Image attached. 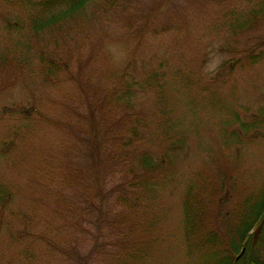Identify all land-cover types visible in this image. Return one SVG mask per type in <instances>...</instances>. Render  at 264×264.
<instances>
[{
	"label": "rangeland",
	"instance_id": "1",
	"mask_svg": "<svg viewBox=\"0 0 264 264\" xmlns=\"http://www.w3.org/2000/svg\"><path fill=\"white\" fill-rule=\"evenodd\" d=\"M9 10L0 0V264L207 262L184 236L191 173L233 175L231 202L264 187V0H129L39 43ZM51 59L69 65L46 79ZM143 156L168 163L146 174Z\"/></svg>",
	"mask_w": 264,
	"mask_h": 264
},
{
	"label": "trees",
	"instance_id": "2",
	"mask_svg": "<svg viewBox=\"0 0 264 264\" xmlns=\"http://www.w3.org/2000/svg\"><path fill=\"white\" fill-rule=\"evenodd\" d=\"M1 1L11 9L9 10L10 12H15L12 13L15 14L17 18H19V15L17 14L18 11L23 14L24 20L29 22V25H27L29 33L35 36L34 38L37 39L38 43L41 39H44V36L48 33H52L54 36L57 33L63 34L65 31H71L72 27H70V25L65 27V25H68L69 21L75 19L77 16L78 18L89 16L87 11L98 13L101 16H104V14H112L116 11L123 13L125 12L126 4L129 3V0ZM119 2H122V5H120ZM92 5H94V7ZM88 6L92 7L87 9ZM260 15L261 17H264L263 11L260 12ZM16 17L13 20H3V25L6 30H22L19 24H13L14 21H16ZM129 28L132 30L131 26ZM162 31H167V28H163ZM54 45H56V43H54ZM45 55V53L43 55V51L38 55V60L40 59L39 62H42L43 65L45 59H42V56L45 57ZM9 60L10 59H8V62ZM58 61L60 62V60ZM8 62L6 63L5 60H0V68H2L3 65H8ZM68 65L69 63L67 61V63L63 64V67H57L55 60L51 59V62L48 61L46 66H44L45 69L41 67L40 71L43 72L46 70L45 78L49 79L55 72L54 70L61 71L62 68H66L65 66ZM66 71L67 69L63 70V72ZM105 98L106 97L103 96L98 99L100 100L98 106H96L95 103V112H98L100 115L98 117L99 122L106 121L104 118L105 110H103L105 108L103 107H107V103L105 106H102V109L99 108ZM100 118L103 119L100 120ZM65 120L68 123L66 127L71 129L66 132L64 131V137L69 138L72 133L78 135L77 133L79 130L77 129L76 133L75 129H72L75 124L68 121V119ZM107 126L112 128L111 125ZM80 127L82 128L81 125ZM80 141L83 142L81 139ZM90 142L92 143V145L88 144L90 157H95L96 165H99L100 156L105 153L103 143L101 146L97 138H94L93 136L91 137ZM120 142L121 139L117 138L115 133L114 135H111L110 143L106 145L108 156L111 157L112 155L111 148L113 152L114 148L122 146V143L119 145ZM168 147V151H170L169 153H177L176 151L179 147V143H173ZM111 159H113V157ZM165 163H168L165 158L160 159L157 162L152 158L143 156L138 164L140 168H142V171H145L147 174V172L156 171ZM62 177H64V180L59 178L60 184L63 186L65 184L67 185V188H70L72 186V181L67 180L66 173ZM56 181L58 182V179ZM56 181L53 184L54 186L57 184ZM139 184L143 185L141 187L144 189L149 190L153 185V182L140 181ZM236 187L237 183L234 180L233 175L227 177L222 173H217L208 174L207 176L202 177L199 173H191L189 183L185 188L182 198V206L185 216L184 236L186 238L189 256L197 253L206 257L208 261L204 264H264V251L260 250V248H264V223L254 246H252L253 233L250 234L251 230L254 227L256 228L264 218V187L259 190L258 193H250L246 190L240 200L231 202V199L228 197V192L233 189L236 190ZM64 188L66 187L64 186ZM62 189L63 187L59 188V190ZM220 192H223V196L222 198L219 197L218 200L217 195ZM226 196L232 206L230 203L228 206ZM6 200L5 194L0 191V203L4 204ZM50 246L52 247V244H50Z\"/></svg>",
	"mask_w": 264,
	"mask_h": 264
},
{
	"label": "water",
	"instance_id": "3",
	"mask_svg": "<svg viewBox=\"0 0 264 264\" xmlns=\"http://www.w3.org/2000/svg\"><path fill=\"white\" fill-rule=\"evenodd\" d=\"M264 223V218L262 219V221L259 223V225L256 227V229L253 232L252 235V246H254L258 240L259 234L261 232L262 226Z\"/></svg>",
	"mask_w": 264,
	"mask_h": 264
}]
</instances>
